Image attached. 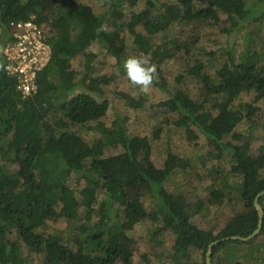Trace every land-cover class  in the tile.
<instances>
[{
  "label": "trees",
  "instance_id": "obj_1",
  "mask_svg": "<svg viewBox=\"0 0 264 264\" xmlns=\"http://www.w3.org/2000/svg\"><path fill=\"white\" fill-rule=\"evenodd\" d=\"M139 1H144L145 10L131 13L127 21L112 23L123 2L136 5ZM107 4L104 14L97 15L91 7L73 0H0L3 24L33 17L52 29L51 58L38 74L37 91L32 97L20 98L14 81L4 74L0 57V264H133L128 233L147 216L143 198L153 204L152 216L160 224L158 233L168 231L175 238L172 252L156 256L157 264H205L210 243L227 237H246L256 229L258 218L253 201L264 191V153L260 149L257 155L253 154L249 139L236 132V127L256 109L243 103L232 110L230 104L215 98L227 93L236 97L242 92H254L264 100V64H258L259 59L264 60V39L260 50H253L254 39L247 33L248 45L240 55V63L223 65L216 84L200 74V65L192 68L204 85L198 102L176 92L158 104L177 115L176 127L188 123L201 127L215 158L220 160L225 154L231 165L230 174L242 178L239 185L229 188L239 190L243 210L216 234L200 229L188 218L189 208L196 214L202 208L200 201L195 209L184 196H173L163 188L164 181L159 182L151 160L148 138L129 136L117 118L109 127L99 124L109 103L100 89L107 80H89L94 55H85L82 74L70 68V61L96 43L115 56L120 65L124 49L121 33L127 32L139 52L150 55L159 65L174 56L168 51L169 43L151 48L149 41L136 32L137 26L153 36L174 23L188 24L200 19L216 22L217 13L226 15L237 30L250 23L264 26V0H177L176 4L165 6L163 13L154 0H107ZM198 4L206 6L198 8ZM107 22L114 24L111 30L106 28ZM120 97L133 110L146 103L145 98ZM208 102H212L210 108L216 115L205 108ZM67 125L69 130L65 131ZM86 129L96 135L91 142L82 137ZM111 148H120L121 152L105 156ZM184 163L182 158L168 154L160 173L168 178L173 169H181ZM73 175L83 182L78 192L68 184ZM132 194L134 198H130ZM210 194L217 201L223 195L219 190ZM258 203L264 212V196ZM96 206L98 219L94 220L92 208ZM112 206L117 207L115 211ZM79 208H85V214L72 230L74 234L47 232L51 220H76ZM259 237L264 238V217L260 234L248 244ZM225 244L213 249L212 264H225V257L219 253ZM24 248L38 254L39 261L29 259ZM193 248L197 253L202 251L199 260L188 253Z\"/></svg>",
  "mask_w": 264,
  "mask_h": 264
},
{
  "label": "rangeland",
  "instance_id": "obj_2",
  "mask_svg": "<svg viewBox=\"0 0 264 264\" xmlns=\"http://www.w3.org/2000/svg\"><path fill=\"white\" fill-rule=\"evenodd\" d=\"M154 1L162 13L165 6L177 3V0ZM54 2H59V0H54ZM73 2L91 7L93 13L97 15L104 14L108 7L107 0H73ZM197 6L198 8H205L206 5L198 4ZM145 9L144 1H139L136 5L123 2L116 9L115 19L112 23L118 24L123 20L127 21L131 13L137 14ZM156 14L157 10L153 13V19ZM217 17L218 21L216 22L211 19H200L188 24L174 23L165 32L153 36H149L142 26L136 27V32L141 34L146 41H149L151 48L169 43L168 51L174 55L173 58L165 60L159 65L156 64L157 82L148 95L142 94L137 87L130 83L125 70H120L123 68V62L127 57L140 54L133 37L127 32L121 33L124 39V49L121 54L120 65H118L115 56L103 50L96 43L92 44L85 54L70 61V68L82 74L86 67L85 55H94L89 65V80L91 78L107 80V84L101 85L100 89L103 91V99L109 103L107 114L100 119L99 124L109 127L112 121L117 118L129 136L136 135L148 138L152 148L151 160L159 173V182L164 181L163 188L173 196H184L188 204L195 209H197L195 207L196 202L200 201L202 208L198 210L197 214L192 208H189L188 218L200 229L212 230L215 234L234 215L243 210L239 190L229 188V186L239 185L242 178L230 174L231 165L225 154L220 160L215 158L210 141L201 127L193 123L176 127L174 122L177 115L167 112L158 104L176 92L187 94L192 100L198 102L204 93L202 92L204 85L191 71L192 68L200 65V74L210 78L213 84L218 83L217 73L223 65L240 63V55L248 45L249 36H246L247 33H251L254 39L252 49L260 50L261 39H264L263 25L250 23L245 28L237 30L231 27L226 15L217 13ZM112 23H105L108 30L114 26ZM258 64L263 65L264 60L259 59ZM89 80L86 83L87 86ZM120 95H128L134 99L145 98L146 103L143 108L133 110L124 104ZM215 100L227 102L232 110H237V107L243 103L251 104L256 109L250 118L243 119L236 127V132L241 134L244 139H249L253 154L257 155L260 149L264 153V100L258 99L254 92H242L236 97L227 93L216 96ZM211 105L212 102H208L205 104V108L212 115H216V111L210 108ZM49 120L48 122L51 123ZM64 130H69L68 125ZM82 137L87 142H91L96 135L93 131L86 129ZM120 152V148H111L106 151L105 156L116 155ZM168 154L182 158L185 161L182 166L185 165L186 167L181 166L179 169L178 166L173 169L174 171L172 170L171 176L165 178L160 171L164 167ZM77 181L78 179L74 175L68 180L70 188L76 192L83 187V182ZM213 190L222 192L223 195L220 200L217 201L211 196L210 192ZM134 197L135 194L130 196V198ZM142 201L147 216L128 233L129 239L132 240V263L148 264L147 262H149V264H157L156 256L161 253L168 255L169 251L172 252L171 247L175 238L168 231L158 233L157 228L160 224L152 216L155 212L153 211V204L147 198H143ZM115 208L112 206V210L115 211ZM92 210L94 212L93 219H98L97 206L93 207ZM78 211L79 215L76 220L49 221L47 232L58 230L60 233L63 232L64 236H67L68 233L74 234L72 230L79 224L78 220L83 218L85 208H79ZM24 253L34 262L39 261L40 257L34 251L28 252L24 248ZM188 253L192 259L199 260L202 251L197 253V249L193 248ZM219 253L225 257V264H235L236 262L264 264V238L259 237L249 244L227 242Z\"/></svg>",
  "mask_w": 264,
  "mask_h": 264
},
{
  "label": "built area",
  "instance_id": "obj_3",
  "mask_svg": "<svg viewBox=\"0 0 264 264\" xmlns=\"http://www.w3.org/2000/svg\"><path fill=\"white\" fill-rule=\"evenodd\" d=\"M51 31L48 23H38L33 17L6 24L0 19L3 71L8 79L14 81L15 90L22 100L36 93L38 74L50 61Z\"/></svg>",
  "mask_w": 264,
  "mask_h": 264
},
{
  "label": "clouds",
  "instance_id": "obj_4",
  "mask_svg": "<svg viewBox=\"0 0 264 264\" xmlns=\"http://www.w3.org/2000/svg\"><path fill=\"white\" fill-rule=\"evenodd\" d=\"M123 68L130 83L142 94L148 95L157 82V66L151 61L149 55L140 53L129 56L124 60Z\"/></svg>",
  "mask_w": 264,
  "mask_h": 264
},
{
  "label": "water",
  "instance_id": "obj_5",
  "mask_svg": "<svg viewBox=\"0 0 264 264\" xmlns=\"http://www.w3.org/2000/svg\"><path fill=\"white\" fill-rule=\"evenodd\" d=\"M263 196H264V191L259 193L253 201V206L256 210L257 218H258L256 229L250 235H248L246 237L233 236V237L218 239V240H215L212 243H210L207 247L206 252H205V264H212L211 256L213 253V249L215 247H217L219 244H223V243H226L229 241H234V242L238 241V242L248 243L260 234L261 229H262V225H263L264 212H263V209L259 205L258 202H259V199Z\"/></svg>",
  "mask_w": 264,
  "mask_h": 264
},
{
  "label": "crops",
  "instance_id": "obj_6",
  "mask_svg": "<svg viewBox=\"0 0 264 264\" xmlns=\"http://www.w3.org/2000/svg\"><path fill=\"white\" fill-rule=\"evenodd\" d=\"M261 259H262V257H261Z\"/></svg>",
  "mask_w": 264,
  "mask_h": 264
}]
</instances>
